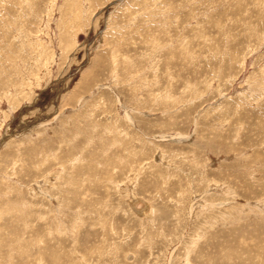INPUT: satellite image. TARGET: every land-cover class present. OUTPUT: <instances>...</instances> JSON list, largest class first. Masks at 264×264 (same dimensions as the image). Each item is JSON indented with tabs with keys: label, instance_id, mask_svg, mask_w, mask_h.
<instances>
[{
	"label": "rangeland",
	"instance_id": "obj_1",
	"mask_svg": "<svg viewBox=\"0 0 264 264\" xmlns=\"http://www.w3.org/2000/svg\"><path fill=\"white\" fill-rule=\"evenodd\" d=\"M0 264H264V0H0Z\"/></svg>",
	"mask_w": 264,
	"mask_h": 264
},
{
	"label": "bare ground",
	"instance_id": "obj_2",
	"mask_svg": "<svg viewBox=\"0 0 264 264\" xmlns=\"http://www.w3.org/2000/svg\"><path fill=\"white\" fill-rule=\"evenodd\" d=\"M130 196L128 197V203H129V206H132L131 204L132 203H134V208L136 209V210H138V211H135L138 215H144L148 210H149V207H150V205H149V203L148 202H146V201H144V202H141L140 203V201H138V196L136 197L135 195H134V193H130L129 194ZM133 209V208H132Z\"/></svg>",
	"mask_w": 264,
	"mask_h": 264
}]
</instances>
